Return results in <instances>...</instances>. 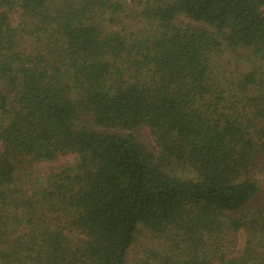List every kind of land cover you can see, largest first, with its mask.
Returning a JSON list of instances; mask_svg holds the SVG:
<instances>
[{
    "label": "trees",
    "instance_id": "trees-1",
    "mask_svg": "<svg viewBox=\"0 0 264 264\" xmlns=\"http://www.w3.org/2000/svg\"><path fill=\"white\" fill-rule=\"evenodd\" d=\"M142 229L264 264V0H0V264H150Z\"/></svg>",
    "mask_w": 264,
    "mask_h": 264
},
{
    "label": "rangeland",
    "instance_id": "rangeland-1",
    "mask_svg": "<svg viewBox=\"0 0 264 264\" xmlns=\"http://www.w3.org/2000/svg\"><path fill=\"white\" fill-rule=\"evenodd\" d=\"M20 13L21 11L19 9H16L12 13V24L17 28L22 27V20L20 18ZM138 135L141 141L145 145H147L151 151L152 150L155 152L158 151L152 133L149 129H143L142 131L139 132ZM76 162H77V158L75 156L62 157L53 163L40 164V170L44 172H49L52 169L61 168L63 166L75 165ZM176 174H180V176L185 175L187 177L194 176V172L188 168H178ZM239 243H240V249H243L246 243V235L244 233L240 234ZM169 245L170 244L166 240H159V239L157 240V238L154 237L153 234H151V232H149L147 229H142V231L139 233V236L137 238V242L133 247L135 260H139L142 258L143 260L149 262L150 264H152V262L155 263V257L152 255V249L162 250L163 249L162 247L166 246V248H168ZM156 261L158 262V260Z\"/></svg>",
    "mask_w": 264,
    "mask_h": 264
}]
</instances>
